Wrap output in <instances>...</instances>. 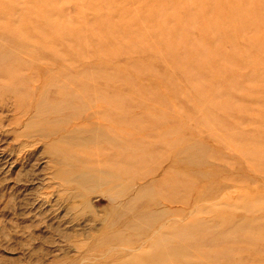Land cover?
<instances>
[{"label": "rangeland", "instance_id": "374dc122", "mask_svg": "<svg viewBox=\"0 0 264 264\" xmlns=\"http://www.w3.org/2000/svg\"><path fill=\"white\" fill-rule=\"evenodd\" d=\"M164 252L264 264V0H0V264Z\"/></svg>", "mask_w": 264, "mask_h": 264}, {"label": "bare ground", "instance_id": "6f19581e", "mask_svg": "<svg viewBox=\"0 0 264 264\" xmlns=\"http://www.w3.org/2000/svg\"><path fill=\"white\" fill-rule=\"evenodd\" d=\"M210 3V2H209ZM219 3V2H218ZM212 4V3H211ZM249 9V8H248ZM249 11V10H248ZM203 12V11H202ZM243 12V13H242ZM241 13L243 14V15H246L245 14V12H244V10L242 11ZM248 13V12H247ZM241 14V15H242ZM219 15H221V14H219ZM234 16H233V14H229V15H227V14H222V17L220 18V19H218L219 21H218V23H216L217 25H218V27H220L221 25H222V23L226 20V22H229V19H231V18H233ZM234 19V18H233ZM234 21H235V19H234ZM256 22V21H255ZM245 22H243V23H241V20H239V22H238V24H244ZM247 23V24H246ZM245 23V25H243V26H238V24L235 26L236 27V29H235V27H234V29L235 30H240V32H244L245 30H246V28H248L247 26H248V24H251V23H248V22H246ZM231 24V23H230ZM255 24V23H254ZM256 24H259V22L258 23H256ZM234 25V24H233ZM262 27V26H261ZM258 41H259V38H256ZM7 73H9V76H11L10 74V72H7ZM14 76V75H13ZM78 78V77H77ZM80 78V77H79ZM79 81V80H78ZM85 85V84H84ZM84 88V87H83ZM202 89H203V87H202ZM204 90V89H203ZM243 154H248V152H245L244 151V153ZM257 231V230H256ZM250 236V235H249ZM262 235H260V237H261ZM257 237V236H256ZM263 238V237H262ZM257 239V238H256ZM258 239H259V237H258ZM260 240V239H259ZM167 249V248H166ZM171 252V251H170ZM169 252V253H170ZM180 252V251H179ZM168 252H164L161 256H160V260H162L161 262L162 263H165V264H167V263H170V262H172L173 260H174V258H175V256H174V253H170L169 254ZM168 256V257H167ZM169 257H173V258H169ZM180 262V261H179Z\"/></svg>", "mask_w": 264, "mask_h": 264}]
</instances>
